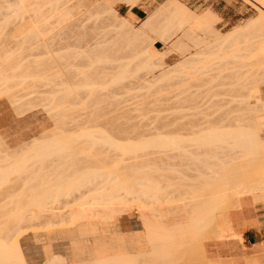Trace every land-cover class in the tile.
Instances as JSON below:
<instances>
[{
    "label": "rangeland",
    "instance_id": "1",
    "mask_svg": "<svg viewBox=\"0 0 264 264\" xmlns=\"http://www.w3.org/2000/svg\"><path fill=\"white\" fill-rule=\"evenodd\" d=\"M17 1L19 0H0V63H1L0 71L3 70L2 73L9 71L7 72L9 75L10 73H13L12 75H15V76L18 75V73H21L20 70L15 71L14 70L15 68L13 67L15 66L14 65L15 63L19 61L21 62L20 59H22L21 64L22 65L24 64L27 70V71L25 70L23 74L27 75L29 74V71H32V70L34 71L33 68L37 67L35 68V72L38 75L36 73L33 74V77L34 75L35 77L37 76L36 77L37 80H36V79L31 78L32 74H30L31 77L29 76V79H26L28 77L25 78L19 74L20 76L18 75L17 77L14 78V80H11L12 82L10 81L9 84H7V86L5 85L6 87L4 86L0 87L1 89L0 90L1 92L0 93V160H1V157H3L4 154H6V152L9 153L10 151H11L10 153L14 152L13 153L14 155H16L17 153L22 155L23 152L25 151L24 148L28 149L27 147L31 143H33V141H39L41 139H42L41 141L43 140L45 141L47 140V138L48 139L50 138L51 140V138L53 139L54 137L58 138V136L66 137L68 134H71L70 136L75 137L79 134H82V132L84 131L82 129H85L87 127H88L87 129L91 128V130L100 129L103 131L105 130V132L108 131L109 134L111 133L110 135L113 134L112 136L116 138L119 137L121 140H123L122 138L125 139V137L126 138L129 137L128 139H130V136H131L134 142L135 141L138 142L137 137L139 140V138L141 137L146 139L148 136H151L153 134L154 136L156 134L159 135L158 133L159 131L160 133L163 131L165 135L166 134L168 135V133L171 134L172 132H174V135L176 134V136L182 133L180 135L182 137L184 135L185 137L186 136L192 137L195 135L194 131L203 129V127L204 128L209 127V125H214V126L221 125V126L227 127L228 125L230 126L232 124L234 125L236 123L235 121L240 118H241L240 120L242 121L245 120L243 123L245 122L248 123L247 121L251 117L249 118L248 115L250 114H248V112L245 110L246 106L244 103L241 102V99L244 100L243 98L247 97V95H254V94L259 93L260 95L263 96L262 98L264 100V68L256 69L255 68L256 66L255 67L249 66L247 62L244 63L245 62L244 60L234 59L236 55L235 57L233 56L234 58L232 57V54L230 55L231 57H228L229 56L228 51L229 52L235 51L236 47L238 46L236 47L234 46L235 47L234 50H232L231 47H230L231 50L227 48L235 44V43L232 44V42H236L237 40L239 41H237L236 43L237 45L240 46L239 43H241L242 41L241 37L243 38V35L246 32H247L246 33L247 37L250 36L248 35V33L249 34L254 33L252 34L253 36H257L256 34H259V35L262 34V33L257 32V30L260 28V25H257L259 26L258 28L257 27L254 28V25H252L253 22L257 20L258 16L261 15L262 9H264L255 0H177L175 1L176 3L179 2L178 3L179 5L182 4L183 8H187L188 10H190V11L187 10L188 12L190 13L193 12L194 15L196 14L197 17H201L202 15H205L206 13L211 14L213 16V22L210 24L208 28L206 26L203 27L204 25H202V26H199L202 28L198 29V26L195 27L194 25L196 24V20L192 19L191 21H189L190 24L187 23L188 25L185 27V28L189 27L192 29V31H194L192 32L193 34L190 32V35L191 34L192 35L189 36L188 39L184 38V35H183L184 31L186 30L185 29L184 31L181 30V32H177V34L174 35L175 39L173 38L170 41L168 40V42L158 41L156 43L157 47L162 49L163 52L166 51L165 55L163 56L164 58L161 61L163 63L160 64V65H163V67L162 66L158 67L154 71L141 69L136 74H132L133 73L132 72L128 77L123 79L120 83H116L115 85L114 83L111 85L110 80L112 79L113 74H116V71L119 68L117 67V65L119 64L122 65L123 62L125 63L127 61H130L131 59L129 58H132L131 57L132 51L130 49V46L129 45L125 46V43L123 42V36L125 33H127L126 28H123L122 26L123 18L127 17L131 22V27L133 28V31H130V33H128V36L126 35V37L131 43L137 44L139 46L138 49H141L144 51L148 49L149 47H151L149 37H152L153 40H159V36L155 30L163 27L166 24L167 17L171 13L170 9L164 8V5L168 0H129V2L128 0H124V1H127V3L125 4L128 5L129 8H132L137 5V6H141L142 8L146 9V17H144L141 20H138V18L131 12L127 14L126 13L127 11L120 7V3H124L123 0H109L110 2L109 5H104L98 10H90V9L86 10L87 8H89L88 0H22V2L20 3H17ZM9 6L10 7H23V11L25 14L24 19L22 20V19L16 18L15 16L16 13L11 12V10L8 9ZM80 7H84V9L80 11ZM62 15H64L65 17L69 15V18L67 20L59 19L58 16H62ZM35 18H39V20ZM259 19H260V16L258 18L259 22L258 23L254 22L255 25L256 23L261 24V25L264 23V21L261 22V20ZM149 20H151V23L154 25L153 26L154 29H152L151 27H145L144 35L136 32L138 29L143 27V24L145 22ZM250 20L252 21L251 22L252 24L249 23ZM247 23L249 25L251 24V26H247ZM23 24H28V25L38 24L42 29L48 31V33L45 36L46 38L48 37L46 42L49 43L48 45H51L54 55L56 54V52L58 54L62 53L61 55H63L64 53L63 56L67 58V61L68 62L70 61V63H73V65L75 66L74 68L73 66H69V68L70 67L72 68L65 70V71H68L66 72L68 76L73 78L72 81H76V82L80 80L84 81L85 75L94 74V76L100 81L99 83H102L101 85L103 86L105 85L107 86L108 84L111 85V87L110 85L106 87L107 90H104V89L100 90L99 96L97 97L98 99L94 98V99L89 100L87 97L88 96L87 92L82 90L80 92L82 93L80 94L81 97L79 96V100L76 101V104L70 103L69 109H64L65 110L64 114L67 112V115L65 114L66 118L64 119V120H67L66 126L63 125L62 122L59 123V121L55 119L57 118L55 115L56 111L55 109H52L51 107L52 105L50 104L51 102L50 103L48 102L49 104L47 103V101L49 100L46 99L47 101H45V103L48 104L47 105L48 107L45 106L44 102L42 103L41 100H38V99H42L41 97L42 95L45 94L44 96H46V94H48L49 96L50 93H52V90L51 92L48 90V89H51L52 87L51 86L52 82H50L52 80L49 81V78H50L49 76H51L50 79H52L56 75L57 73L56 71H58V69L55 68L54 70L53 68V70L51 69L50 71V68H48V70L45 71V69L47 68L45 65H47V63L49 64L52 61V58L49 55L51 53L44 54L45 49L43 46L45 44L43 46L41 45L37 47L35 44H32V43H29L30 45L27 43L25 44L22 36L26 34L27 30L23 32L22 34L16 36V34H18L19 32L18 31L19 29L24 30L28 28L27 27L28 25L22 26ZM33 26L34 25H32L29 29H32ZM246 26L247 28L249 27L248 30H246L247 29ZM241 30H246V31L243 32ZM235 31L236 32L240 31V34L238 33V35H234V37L232 38L230 34L231 33L234 34L233 32ZM255 32L257 33L255 34ZM178 37H180L179 39H181L182 37L184 38V39L182 38L183 40H185V41L182 40L184 42V44L182 45L188 44L184 46L182 49H186L185 47L189 46L191 48V49L189 48L190 50L189 52L192 55L189 52L187 53L188 49L185 50L186 51L185 54H184L185 51L183 50L182 54L186 55V56H183L182 54H180L182 52V49L178 47L179 50L181 51L179 52L178 49H175L176 47L174 49L173 47H171L173 45L172 43H174V41ZM242 44L243 43H241V45ZM20 47L22 49H20ZM120 47L122 50H119ZM241 47L242 46H240V48ZM240 48L238 50H240ZM91 49L92 51H95V49L97 51L101 50L104 52V54H108L111 56L115 55L116 57L117 56L122 57L124 55L123 59L121 60L122 63L121 61L115 62L117 64L112 63V62L105 63V64L96 63L93 66V64L90 63L86 59V57L83 58V56H78L79 55L78 53H82L85 50L89 51ZM196 52L200 53L198 57L196 55V58H202L203 60L204 58H206V56L208 57V55L212 56L214 52L219 54L220 56H218L217 58H215L216 56H214V58L209 59V60L205 59L204 60L205 64L208 63V68L206 69L201 68L198 70H191L190 73L185 72L183 74H178V76L176 75V77H173L171 81L170 80L161 81V82L154 81L156 76H159L160 72L165 71L166 69H169L172 66H175L176 64L178 65L180 61L185 59V57L186 59L187 57H193V54ZM240 52L243 54L244 50L242 49L240 50ZM53 53L51 55H53ZM205 53H208V55L206 54L205 56ZM237 53L238 52H236V54ZM241 53H238V55H240ZM6 56H9V57H6ZM202 56H205V57L203 58ZM10 58L12 60H10ZM35 60H37L39 64ZM5 62H7L6 63L7 66L6 64H4ZM11 62L14 64H12ZM133 62L135 61H132L131 68L134 71L136 70L135 68L136 66L134 64L136 63V65H138L140 60L139 62L138 60H136L135 63ZM203 63H201V65ZM31 64L33 66L30 69ZM11 65H14L12 66L13 69L11 68V70H9L8 68L9 66L11 67ZM4 66L7 69H5ZM28 66L30 70L28 69ZM2 67L3 69H1ZM79 71L83 73H80ZM78 72L80 74H78ZM19 77H22V78L18 79ZM45 77L48 78V81H47V78ZM23 78H25L26 80ZM40 78H44L43 81L39 80ZM20 81L21 82L24 81V83H21ZM35 82H38V83H35ZM13 83H15V85ZM18 83H21V84L18 85ZM255 87H258V90H261V91L257 92ZM32 88L33 90L35 89L36 91L34 90L35 91L34 92L33 90H31ZM3 89L5 90L2 91ZM8 91L10 93H8ZM40 94L41 96L37 97ZM31 95H32V98H30ZM97 100H99V102H96ZM38 102H41V104L39 103L40 104L39 105ZM253 102H254V99H253ZM28 103L30 104V106L26 105ZM97 103H100V104L97 105ZM28 107H30L31 110H29ZM73 108L75 111L74 110L69 111L70 109H73ZM24 110H27V112H25ZM52 110L55 111V113H53ZM20 111L21 112L23 111L25 114L23 112L21 113ZM56 120L58 122H55ZM90 121H92V123ZM77 126L79 127L77 128ZM58 127L59 129H57ZM67 128H68V132L66 131ZM79 129L81 132L79 131ZM261 131H262L261 135L264 139V131L263 130ZM64 132L65 134L66 133L67 134L65 135ZM171 135H173V133ZM144 136H146V138ZM190 137H187V138H190ZM73 146H75L76 151H79L81 153V154L79 153L73 154L75 155L74 158H77V159H74L75 160L74 162L78 164L76 165L77 167H75L77 171L81 169L79 167L80 164H81V167H83L80 170L82 172L87 170L89 167H92V165L95 166L96 164H97L95 166L96 169L99 168L100 170H102L103 167H106L108 169V167L112 165L111 168L113 169L115 175L118 173L122 174L123 171H125L127 175L131 174L133 176L134 173L133 171L130 170V168H128V166L131 168L134 167V165H136L135 160L137 159V157H138L137 161L138 162L141 161L139 162L140 164L143 161L145 162L144 159H146L148 156L149 157L146 159L147 161H150V159H152L151 161H153V159L155 161L157 159L156 160L157 162L159 157L162 158V157L167 156V155H164V153L165 154L168 153V156L170 155L173 156V157L171 156L174 159L173 160L174 165L172 166V168L176 170V173L170 172V169H169L170 166L166 167V169L164 170H161V173L164 175L162 184L164 185L167 184L168 183L167 179H169L170 177H175L174 182L176 183V185H178L181 182L179 178V171H184V173L186 172L189 175V177L192 175L191 179L194 178V176L196 175V171H197V170L193 171V167H196L195 165H190V167H192V170L188 169L189 164L188 166L185 164L186 159H184L185 161L184 160L182 161V158L184 156L180 155L178 151L163 152V154H161L162 152L157 153L153 150L154 155L153 154L148 155V153H153V152H149V151L147 152L146 150L145 152L141 151L137 153L136 158L134 157L135 155H130V154L129 156L126 155L123 158L121 154L118 153L117 151L115 152L113 150H109L107 149V147L105 148L103 146H102L103 148L101 149V145L100 147L98 145H95L91 149V143L89 141H86L85 139L84 140L78 139V141L74 142ZM21 148L24 151H21L22 150ZM191 149L193 151H197V147L193 146L191 147ZM149 150L152 151V149H149ZM225 151L223 149H217V153L220 157H224L226 155ZM142 152L144 153L143 157H142V154H143ZM145 153H146V156L148 155L147 157L145 156ZM88 154L90 158L87 156ZM159 154L161 155L158 157ZM140 155L142 158L141 157L139 158ZM66 156L67 155H52V157L50 156L51 157L50 159L48 156V159L46 158V162H44L45 160L43 161V163H45L43 165H42V161L40 162L41 164L39 162L34 163L35 161H33L27 165L28 169L25 173L21 175L22 177L18 175L16 176L15 174L11 175L12 177L10 178V182H7L6 184H3L2 186L0 185L1 186L0 188V210H2L0 211V216H1L0 217V229L5 226V223L9 221L10 218L14 217V215H17V213H19L18 211H16V214L14 213L15 212L14 209L17 208L16 204L18 203H16V201L14 203H10L11 201L10 199L15 194H16L15 195L16 198H14V200H17L18 199L17 196H19L21 193V196L19 197V199H21L23 196L24 197L20 201V204L21 205L23 204L25 205L27 203L29 204V200H26L27 197L29 198V195L27 196L26 194L27 190L29 191V188L32 189V187H35L37 184L40 183V181L41 182L43 181L41 179H39L40 181L38 180H35V182L33 181L32 178L36 172H37L36 175H38L39 173L40 177L38 176V178H41L43 176L42 179L45 178L44 181H46L47 179L48 183L46 181L45 184L46 183L49 184V181L51 183L50 179L56 177V175H58L59 173L61 174L62 171L64 170L66 172L68 171V174L73 173L72 172L73 170L75 173V168H71L73 166L69 167V169L71 168L69 172L68 165H70L69 161H72V159L70 158L69 160L68 159L69 157H68L67 159L69 161H67L65 160ZM61 159H63L62 162L65 160V162H68V164L66 163V167H64L65 163L63 162L64 164H62L61 162L62 167L64 168H60V169L58 168L59 173L57 174V172L54 170H57L55 168H57L60 165ZM139 159H142L143 161ZM122 160H125V161L122 162ZM107 161H109L108 162L109 165L108 163H106ZM74 162H73V165L75 164ZM100 162L102 163L103 167L100 165ZM111 162L114 164H112ZM118 162L120 165L121 172H118L119 170L116 171V169L114 170L115 166L119 168V165H117ZM0 163H1L0 166H3V165L7 166L9 165L8 163L10 162L8 163L0 162ZM157 163H160V162L158 161ZM123 166L124 168L122 169ZM84 167L87 169H85ZM95 167L94 168L92 167V168L95 170ZM40 168L42 169L41 171H40ZM106 168L104 169L107 170ZM111 168L109 167V170ZM65 171L63 174L64 176L67 174ZM53 172L55 173V175ZM28 174L29 176H27ZM45 175L46 177H44ZM25 176L27 177L28 181ZM63 177L62 179H68L69 175L67 177L65 176V178ZM30 178L32 179L31 181L33 182H29ZM56 178H59V175ZM24 182L26 184L31 183L33 186L31 185H29L30 187L25 186L26 184ZM98 183L99 181L96 183H93L92 186L88 185V187H82L80 190H76L72 192L71 194H66L64 197L59 198L57 202H55L54 205L52 203L50 205L51 208L58 210V211L54 210L57 212V216L56 214H54L52 215V217L56 216L57 218L54 217L55 219L54 218L51 219L50 212L49 214L46 212V214H44L45 216L47 215L45 218H43L44 217L43 216L40 219H37L36 221L34 220L30 221L33 226L31 227V229L28 228L29 225H31L29 221H26L25 223H23V227H24L25 224L28 222L26 224L27 226L26 228L31 230V231L29 230V233L27 234L26 239H23L20 242L22 246V250L27 258L28 264H43L54 253L63 254L64 256L67 257V259L71 263L83 264L86 262L85 264H89L90 262H92L91 260L96 254L94 251L93 242L94 240H96V238L98 237V235H100L101 232H103L104 230H107L106 236H107L108 241L113 240L115 236H119V235L126 236L124 230H120V228L116 227L118 224V220L121 217L118 215H115L116 213H113L115 212L114 210L112 214H111L110 209H109L110 211L108 209L104 211L105 209L102 210L99 207H95V208L92 207L93 208L92 210L87 211L88 207L86 206L83 208L82 207L78 208V210L75 211V208L77 207V205H80L79 202L86 201L88 198L87 197L85 199H80L79 201H76L77 197H79L84 192L87 193L91 189L90 187H93V185L96 186L95 184H98ZM105 183L106 184L108 183L111 185L112 182L109 183V180H105L102 182L100 181V185L98 186H101V185L103 186V184ZM180 185H179V188H181V190L179 189L178 191L181 192L183 190L182 188L184 185L182 184ZM176 188H174V190ZM184 188H187V187L185 186ZM171 190L173 189H168L167 191H165L163 196L159 195L160 198L158 196H155L161 199L160 201H158L159 203L151 202L152 200H154L153 199L154 196L153 198L152 197L146 198L145 196L142 198L144 199L143 201H146V202L150 201L151 202L150 206H153V204H155L154 206L156 208L162 207L164 211L163 213H165V211H168L170 209L171 211L169 210L168 212H166L168 214L166 217L167 220L169 218L174 219V217H175V220L178 217H179L178 220H180V218L184 217V215L181 216V213H183L182 211H184L183 208L184 209L186 208L185 207L186 201L182 204V201L180 202V200L183 198V196L180 197L181 194L175 192L174 190L172 193ZM183 192L184 190L182 191V195H183ZM9 193L11 194L9 195ZM25 194L27 197L25 196ZM176 196L178 198L177 200L175 199ZM247 197H252V195H248ZM121 198L125 199V201L127 199L129 203H127V201L126 203L129 205L133 203L131 207L129 205L127 206V204L125 205L127 208L122 206L123 209L130 208L128 209L130 210L128 212L127 210L124 209L123 211L124 214L122 217L129 218L135 224V230L132 231L131 233L129 232V235H127V238L130 237L131 239H135L137 245L139 244L140 247H137L134 250H136V252H140L141 254L143 253L142 255L140 254L141 257L137 258L136 256V260H135L137 262L136 264H140L139 263L140 261H142V264H144L145 262L143 261H145L146 259H147L146 262L148 261L146 264H155L157 260L154 258V256L152 257V254L151 256L148 255V252L151 251V245L149 244L148 239H147V234H146L144 223L142 220L143 218H141V213L138 207L139 204H137V202L139 203L141 202L139 201V199L137 200L136 198H133V196L130 194L126 195L125 193H122ZM171 198L173 200H176V202L177 201L179 202L178 203L179 206H177V203L176 204L174 203L177 206V208L175 207L173 203H170ZM235 200L237 201L235 202L233 201L234 203L239 202L238 198ZM256 202H259V201H256ZM260 202H263V201H260ZM158 205H161V206H158ZM163 205L165 207H163ZM170 205L171 207L174 205V207L171 208ZM181 205H183L184 207L182 206L183 208H181ZM238 205L239 203H237V206ZM235 206L236 204H234L232 209L235 208ZM178 207L181 208L180 211H177L179 210ZM254 207H256L257 209L264 210V204L254 205ZM117 208L120 209L119 207ZM174 208L177 209L175 210L178 212L179 215L174 210ZM9 209H10V212H9ZM173 210L176 213H173ZM22 212H23V215L26 214V216H24L26 218H29L32 215L31 214L32 211L31 212H29V210L27 211V208L26 210H22ZM171 212L173 214H171ZM80 213L84 215H90V214L98 215L99 214L98 215L99 217H96L97 219H90L86 221L85 228H82L83 226H76L74 220L71 221L73 225H71L72 223L70 222L66 223V221H62V219H67V218L69 219L70 216L75 217L76 215L77 217L78 216L77 214H80ZM165 216L163 215L164 219H165ZM176 216L178 217L176 218ZM7 218L9 219L6 221ZM60 220L64 222L65 225L63 223L58 224ZM49 223H51L52 225H55V224L56 225L52 227L49 225ZM58 225L60 226L58 227ZM209 231H211L210 232L211 235L215 232L213 231V229ZM140 233H142V235L145 237L147 244L145 240L139 236ZM219 233H220V230H219ZM215 235H212V236L214 237ZM228 238L219 239V240H208L206 244L212 243L214 241L226 240ZM205 247H204L203 252L195 251V253L193 254L194 256H192V258H190L189 260L190 262L188 261V263L186 264H201V263L203 264L204 262H206L204 264H208V259L206 258L204 260V258H202L204 255L202 256L201 254L203 253L207 255V257L209 256L206 252ZM72 249H73L76 260H74V258L72 257ZM185 254H188L187 251ZM137 259H139V261H137ZM161 263L162 262H159V264ZM177 264H180V263L177 262Z\"/></svg>",
    "mask_w": 264,
    "mask_h": 264
},
{
    "label": "bare ground",
    "instance_id": "2",
    "mask_svg": "<svg viewBox=\"0 0 264 264\" xmlns=\"http://www.w3.org/2000/svg\"><path fill=\"white\" fill-rule=\"evenodd\" d=\"M175 1H177V0H174V1L170 0V2L168 0L165 3V5H166L169 2L166 6L164 5V8L170 9L171 13L167 17L166 24L163 27L155 30L159 36V40H153L152 37H149L151 47H149L148 49H146L144 51L141 49H138L139 46L135 43H131L128 40V38L126 37V35L128 36V33H130V31H133V28L131 27L130 20L127 17L123 18L122 26H123V28H126V32H127L123 36V42L125 43V46L129 45L130 49L132 51V54H131L132 58H129V59H131L130 61L122 63L121 60L123 59L124 55L122 57H120V56L116 57L115 55L111 56L108 54H104V52L101 50L97 51L96 49H95V51H92V49L89 51L85 50L86 52L84 51L82 53H78L79 55L78 54L77 55L83 56V58L86 57V59L90 63H92L93 66L96 63L97 64H99V63L105 64V63H111V62L115 63V62L121 61L122 65H120V64L117 65V67H119V68L116 71V74H113V77L110 80L111 85L113 83H114V85L116 83H120L123 79L128 77L132 72H133L132 74H136L141 69L154 71L158 67H161V66L163 67V65H160V64L163 63L161 61L163 60V58H164L163 56L165 55L166 51L163 52L162 49H160L159 47H156V43L158 41H161V42L167 41L168 42V40L170 41L174 38V35H176L177 32H181V30L184 31L185 29L186 30L184 31L183 35H184V38L188 39L189 36H191L193 34L192 32H194V31H192V29L189 27H187L189 29H187L185 27L188 24H190L189 21H191L192 19L196 20V24H194V25H195V27L198 26V29L202 28V27H199L202 25H204L203 27L206 26L208 28L210 26V24L213 22V16L211 14L206 13L207 15L205 14V15H202L201 17H197L196 14H195L196 15L195 16L193 12H192L193 14L188 12L190 10H188L187 8H183L182 4L179 5L178 4L179 2L176 3ZM255 1H257L259 3V5H261V7L264 8V0H255ZM20 2H22V0L17 1V3H20ZM88 2H89V4H88L89 8H87L86 10H89V9L90 10H98L99 8L103 7L104 5H109V3H110L109 0H93V1L88 0ZM123 2L127 3V1H124V0H123ZM128 2H129V0H128ZM8 9H10L11 12L16 13L15 14L16 18H19L22 20L24 19L25 14L23 11V7H10L9 6ZM82 9H84V7H80V11ZM259 16H260L259 20H261V22H263L264 21V9H262L261 15H259ZM259 16H258V18H259ZM58 18L62 19V20H67L69 18V15L66 17L64 15L58 16ZM258 18H257V20L254 19L255 20L254 22L258 23L259 22ZM35 19L39 20V18H35ZM251 22L252 21L250 20L249 23H251ZM254 22H253V24L252 23L251 24L254 25V28L255 27L258 28L259 26H257V25H260V28L257 30V32L262 33V34L259 35V34H256L257 32H255V34L257 36H253L252 34H254V33H252V34L248 33V35H250V36L247 37V35H246L247 32H246L244 34L245 36L243 35V38L245 40L241 37V39H242L241 43H243V44L241 45V43H239L240 46H242L243 48L242 47L240 48V46L237 45L236 42L239 40H237L236 42H232V44L235 43L236 45L233 44L232 46L227 47L229 49L231 47V49L234 50L235 47L238 46L240 48V50H242V49L244 50L243 54L240 52V50H238L239 48L236 47L235 51H232V52L228 51V55H229L228 57H231L230 56L231 54H232V57L233 56L235 57V55H236L235 58L233 57L234 59L244 60L245 61L244 63L247 62V64L249 66H252V67L256 66L255 67L256 69H263L264 68V23L262 25L256 23V25H255ZM251 24L249 25L247 23V26H251ZM24 25L27 26L28 24H23L22 26H24ZM32 25H34L33 28L29 29ZM153 26L154 25L151 23V20H149V21L145 22L143 24V27L138 29L136 32L144 35L145 34L144 28L145 27H151L152 29H154ZM247 26H246V28H247ZM27 27H26L27 29H24V30L19 29L18 30L19 32L17 31L18 34H16V36L22 34L23 32H25L27 30L26 34L24 36H22L25 44L26 43L27 44L32 43V44H35L36 47L41 46V45L43 46L45 44L43 46L45 49L44 54H48V53L52 54L53 49H52L51 45H48L49 43L46 42L48 37L47 38L45 37L46 34L48 33V31L42 29L38 24L37 25L36 24H29ZM248 28L246 30H248ZM246 30H241V31L245 32ZM183 31H182V33H183ZM190 32L192 33L191 35H190ZM235 32H233L234 34H232V33L230 34V36L232 38L234 37V35H238V33L240 34V31H237L236 32L237 34ZM179 38L180 37H178L174 41V43H172L173 45L171 47H173V49L176 47L175 49L179 50V48L182 49L184 46L188 45L186 43H185L186 45H182V44H184L183 41H185V40H183L184 39L183 37H182L183 39L182 38L179 39ZM230 38H228V39H230ZM19 46H20V44H19ZM185 48L188 49V51H187V53H188L190 51L189 50L190 47L188 46ZM20 49H22V48L20 47ZM186 49H182V52L179 50V52H181L180 54H182L183 50L185 51ZM119 50H122L121 47L119 48ZM234 52H235V54H234ZM236 52L241 53V54L238 55V53L236 54ZM185 53H186V51L184 52V54ZM208 53H210V52H208ZM208 53H205V56H206V54L208 55ZM51 54H49V55L51 56L52 61L49 64L47 63L48 66L45 65L47 67L45 69V71L48 70V68H50V71H51V69L53 70V68H54V70H55V68L58 69V71H56L57 72L56 75L52 79H50L51 76H49L50 77L49 81L52 80V81H50V82H52L51 83L52 87H51V89H48V90L50 92L52 90V93L49 92L50 93L49 96H48V94H46V96H44L45 94L42 96L40 94L37 97H39V96L42 97V99H38V100H41L42 103L43 102L45 103V101L49 100V101H47V103L51 102L50 104L52 106L51 105L50 106L52 107V109H55V111H56L55 115L57 118H55V119H57L59 121V123L62 122V124L66 126L67 120H64V119L66 118L67 112L65 113L66 114L65 115L64 109H69L70 103L76 104V101L79 100L80 94H82V93H80L82 90L87 92V95H88L87 97L89 100L94 99V98L96 99L99 96L100 90H103V89L107 90L106 87L109 86L110 84H108L107 86L101 85L102 83H99L100 81L94 76V74L85 75L84 81L80 80L81 82L78 80H77L78 82L72 81L73 78L69 77L68 74L66 73L68 71H65V70L72 68V67L69 68V66H73V68H74L75 66L73 65V63H70V61L69 62L67 61V58L65 56H63L64 53H63V55H61L62 53L58 54L57 52L55 55H54V53H53V55H51ZM184 54H182V55L186 56ZM199 54L200 53L196 52L193 54V57H187V59L185 57V59L180 61L178 65L176 64L175 66H172L171 68L160 72L161 74L159 73V76H156L154 81H159V82L167 81V80L171 81V79H173V77H176V75L178 76V74H183L185 72L190 73L191 70H198L201 68L206 69V68H208V63L205 64V61H204L205 59L209 60V59L214 58V56H216L215 58L220 56L219 54L214 52V54L212 56L208 55V57L206 56V58H204L205 56H202L204 58V60H203L202 58H196V55L198 57ZM211 54H212V52H211ZM9 56H6V57H9ZM3 57H5V56H3ZM65 59H66V61H65ZM10 60H12V59L10 58ZM20 60L22 62V59H20ZM37 60H35V61L37 62ZM136 60H138V62L140 60L138 65H136V63H135ZM239 60H237V61H239ZM132 61H135V62H133V63H135L134 65L136 66L135 67L136 70H134V71L131 68ZM21 62L19 61L15 64L11 62L15 66L11 65V67L9 66L8 69L11 70L12 66H14L13 68H15L14 69L15 71L20 70V72H21V73H18V75L20 74L21 76H23L25 78L28 77L26 79H29L30 74H32L31 75L32 77L31 76L30 77L33 79H36L37 76L35 77V75H34V77H33V74L36 73L35 68H37V67H34L33 68L34 71L32 70L33 71L32 72L29 70L31 69V67L33 65L32 64H31V66L29 65L30 69L28 66L29 74H27L28 75L27 76L26 74H23L26 70V67L24 66V64L22 65ZM6 63L7 62H5L4 64H6ZM90 63H89V65H90ZM201 63H203V64L201 65ZM115 64H117V63H115ZM1 66H3V65H1ZM6 66H7V64H6ZM4 68H5V66H4ZM1 69H3V67ZM5 69H7V68H5ZM2 71H0L1 72V74H0V87L1 86L6 87L7 84H9V82L11 80H14V78L18 76V75H16V76L12 75L13 73H10V75H9L7 73L9 71L4 72V73H2ZM79 72L83 73L81 71H79ZM79 72H78V74H80ZM41 75H40V77H41ZM20 78H22V77H19L18 79H20ZM25 78H23V79H25ZM45 78H47V77H45ZM43 79L44 78H40L39 80L43 81ZM24 81L23 82L20 81V82L24 83ZM47 81H48V78H47ZM38 82H35V83H38ZM21 83H18V85ZM35 83H33V84H35ZM13 84L15 85V83H13ZM13 84H12V86H13ZM33 84H32V86H33ZM111 85H110V87H111ZM15 87H17V86H15ZM255 88H256L257 92L261 91V90H258V87H255ZM36 89H37V87H36ZM4 90L5 89H3L2 91H4ZM31 90H33V88ZM8 93H10V92L8 91ZM37 93H39V92H37ZM5 95H6V93H5ZM32 95L30 98H32ZM262 97H263L262 95L257 93L254 95H247V97L243 98L244 100L241 99V102L244 103L246 106L245 110L248 112V114H250V115H248L249 118L251 117L250 119L247 118L248 123H246V122H245L246 124L243 123L245 120L242 121V120H240L241 119L240 118V119L235 121L236 123L234 125L233 124L231 126L228 125L227 127L221 126V125H219V126L218 125H216V126L209 125V127H206V128L203 127V129H200L198 131H194L195 133L192 132L195 134V135L192 134V135H194L192 137H190V136L185 137V135L182 137V136H180L182 133L181 134L179 133L180 135H178V133H177L178 136H176V134L174 135V132H172L173 135H171L172 133L171 134L168 133V135H170V136H168L167 134L165 135L163 131H162L163 133L162 132L160 133V131H159L158 132L159 135L156 134L157 135V136L155 135L156 137L154 136V134L151 136H148L150 138H148V137L146 138V136H144L146 139L141 137L142 139L139 138V140L141 139L140 141L138 140V137H137L138 142H136V141L134 142V140H132L131 136H130V139H128L129 137L128 138L125 137V139L122 138L123 140H121L119 137H118L119 138L118 139V138L112 136L113 134L110 135L111 133L109 134L108 131H106V132H108V133H106L105 130L103 131V130H100L99 128H98L99 130H94L93 127H92L93 130H91V128H90L91 125H90L89 126L90 129H87L88 127L85 129H82V130H84L82 132V134H79L75 137L70 136L71 134H68L66 137L58 136V138L54 137V139L51 138V140H50V138L49 139L47 138V140H45V141L44 140L41 141L42 139L39 141H33V143H31L32 145L31 144L30 145L28 144L29 146L27 145L28 149L24 148L25 151L21 148L22 149L21 151H24L22 155H20L19 153L14 155L13 154L14 152L10 153L11 151L9 153L6 152V154H4L3 157H1L0 162H2V163L10 162V163H8L9 165H7V166H4L3 164H2L3 166H0V185L1 186L3 184H6L7 182H10V178L12 177L11 175L15 174L16 176L17 175L21 176L23 173H25L28 169L27 165L29 163H31L33 161H35L34 163H37V162L40 163L42 161V165H43V164H45V163H43V161L45 160L44 162H46V158L48 159V156H49V159H50L52 157V155H67L66 159L64 158L67 161H69L71 158L72 161H69L70 165H68V170L70 172L71 168H75V167H77L76 165H78L74 162L75 161L74 159H77V158H74L75 155H73V154H78V153L81 154L79 151H76L75 146H73L74 142L78 141V139L79 140L85 139L86 141H89L91 143V149L95 145H98L99 147L101 145V149L103 147H105V148L107 147V149H109V150H113L115 152L117 151L118 153L121 154V156L123 158L126 155L129 156V154L135 155L134 157L136 158L137 153H139L141 151L145 152L146 150H147V152L148 151L153 152V150L157 153L162 152L161 154H163V152L178 151L180 155L184 156L182 158V161L184 159H186L185 164L187 166L189 164L188 169L192 170V167H190V165L196 166V167H193V171L197 170L196 171L197 176L195 175L194 178L191 179L192 175L189 177V175L186 172L184 173V171H179V178H180L181 182L178 185H176V183L174 182L175 177H170L169 179H167V181H168L167 184H165V185L162 184V181L164 179V175L161 173V170H164V169H166V167L170 166L171 167V168L169 167L170 172L176 173V170L174 168H172V166L174 165V163H173L174 159L172 158L173 157L172 155L168 156V153H166V154L164 153V155H167V156L160 158L159 156L161 154L158 155V157H159L158 161L160 163H157L158 161L156 162L157 159L155 161H154V159H153V161H151L152 159H150V161H147L146 159L149 157L148 155L149 154L154 155V152H153V153H148V155H147L148 157L146 156V153H145V156L147 158L146 159L143 158V159L145 160V162L147 161L146 163L142 159H139V160L143 161L140 164L139 162H141V161L138 162L137 161L138 157H137V159L135 160L136 165H134V167L131 168L128 166L129 163L127 164L128 168H130V170L133 171V173H134V174L132 173L133 176L130 174L131 172L129 173L131 176L127 175L125 171H123L122 174L118 173V172H121L119 162L117 164V165H119V168L116 166L114 168V170L116 169V171L119 170L117 172L118 174H116V175H115L113 169L111 168L112 165L109 166L112 170L111 169L109 170V167H108V169L106 167H103L102 163L100 162V165L103 167V168L101 167L102 170H100L99 168L96 169V167H95L97 165L96 164L95 166L92 165L93 168L95 167V170L92 167H89L88 169L84 167L87 170L82 172L80 170L83 167H81V164H80L79 167L81 169L80 170L78 169L79 171H77V169L75 168V173H74V170L72 171L73 173H71L73 175H71L70 173L68 174V171L66 172L64 170L67 173V174L65 173L66 174L65 176L67 177L69 175V177H68V179H62V177L64 176L63 175L64 171H62V173L60 174L58 172V170L60 168L66 167V163L68 164V162H65V160H64L63 161L65 163L64 164L62 162L63 159H61L60 165L57 168H55L57 170L53 169L54 171L57 172V174L59 173L58 174L59 178H56V177H58V175H56V177H54L55 173L53 172L54 178L50 179L48 177L51 180V183L49 181V184H47L48 181L46 179V181H47V183H46L47 185H46L45 184L46 181H44L45 178L42 179L43 176L41 178H38L39 173H38V175H36L37 172L35 173V175L33 174L34 176L32 179L34 182H35V180L40 181L39 179H41V180H43L42 182H44V183H42L40 181V183L37 184L35 187H32V189L29 188V191L27 190V193L25 192L27 194V196L29 195V198H28L25 194V196L27 197L26 200H29V204L28 203L25 204L26 206L24 204L23 205L20 204V201L24 197L23 196L21 199H19V197L21 196V193H20V195L18 194L19 196H17V198H18L17 200H14V198H16L15 197L16 194L10 199L11 201L9 200L10 203H14L15 201H16V203H18V204L15 203L17 205V208L14 209L15 210L14 213L16 214V211H18L19 213H17V215H14V217L11 216L12 218L9 217L10 218L9 221H7L9 219V218H7L6 219L7 222L5 223V226L0 229V264H28L27 258L25 256L23 250H22V246H21L20 242L23 239H26V236L29 233V230L31 229V227H33L30 221H32V220L36 221L37 219H40L43 216H44L43 218H45L47 216V215L46 216L44 215V214H46V212L48 214L50 212L51 219L56 217L57 212L54 210H57V209L51 208L50 205L52 203L54 205L55 202H57V200L59 198L64 197L66 194H71L72 192H74L76 190H80L82 187H88V185L92 186L93 183H96L98 181H99V183L95 184L96 186L93 185V187H90L91 189L87 192L89 194L84 192L79 197H77L76 201H79L80 199H85L87 197L88 198L86 201H80L79 202L80 205H77V207L75 208V211H77L78 208H81V207L83 208L86 206L88 207L87 211L92 210L95 207H99L102 210L105 209L104 211H106L107 209L108 210L110 209L111 214L114 210L115 212H113V213H116L115 215L122 217L124 214V212H123L124 209L127 208L125 205L129 202L126 199V201H127V203H126L125 199L121 198V195H122V193H125L126 195L130 194L133 196V198H136L137 200L139 199V201L141 202V203L137 202V204H139L138 207H139V211L141 213V218H143L142 220H143L144 228H145V231L147 234V239H148L149 244L151 245V251H150L151 253L148 252V255L151 256V254H152V257L154 256V258L157 260V262H155V264H159V262H162L161 264H177V262H179L180 264L188 263L190 258H192V256H194L193 254L195 253V251L203 252L205 241L212 238L213 237L212 235L216 234L214 237H216V236L220 237L219 227H218V222H217V215H218V213H221V212H223V213L230 212V210L232 209L234 204H236L235 207H237V203H239V202L234 203L235 201H237L235 199L238 198V200L240 201V199L242 197H247L248 195H252V197L256 201H259V202L263 201V203H264V139L261 135V132H262L261 130L264 131V129H263L264 128V100ZM252 98L254 99V102H253ZM32 101H34V100H32ZM86 101H88V100H86ZM41 102H38V104L39 103L41 104ZM91 102H92V100H91ZM96 102H99V100H97ZM35 103H37V102H35ZM48 104L45 103V106H47ZM98 104H100V103H97V105ZM26 105L30 106L29 103ZM23 107H24V105H23ZM47 107H45V108H47ZM81 107H83V106H81ZM28 108H29V110H31L30 107H28ZM71 110H74V108L70 109L69 111H71ZM242 110H244V109H242ZM24 111L27 112V110H24ZM55 111H53V113H55ZM57 120L55 122H58ZM90 122L92 123V121H90ZM78 127L79 126H77V128ZM57 129H59V127ZM66 131L68 132V128L66 129ZM77 131H78V129H77ZM79 131H80V129H79ZM64 134H65V132H64ZM187 137H190V138H187ZM74 138H75V140H74ZM44 139H46V138H44ZM32 140H34V139H32ZM2 146H3V144H2ZM193 146L197 147V151H193L191 149V147H193ZM149 149H152V151H150ZM217 149H223L224 151L226 150L225 151L226 155L224 156L225 158L220 157L218 155ZM83 151H84V149H83ZM83 151H82V153H83ZM4 152H5V150H4ZM101 155H103V154H101ZM143 155H144V153L142 154V157H143ZM153 155H152V157H153ZM87 156L89 157V154ZM93 156H95V155H93ZM140 157H141V155L139 156V158ZM154 158H155V156H154ZM123 161H125V160H122V162ZM51 162H52V160H51ZM61 162H62V164L65 165L64 167H62ZM71 162H72V164H71ZM73 162L75 163L74 165H73ZM108 162L109 161H107L106 163H108ZM112 164H114V163H112ZM122 164H121V166H122ZM108 165H109V163H108ZM38 166H39V164H38ZM71 166H73V167H71ZM69 167H71V168L69 169ZM91 168H92V170H91ZM104 168H106L107 170H105ZM123 168H124V166L122 167V169ZM41 170L42 169L40 168V171ZM186 174L188 175L189 178L187 177ZM27 176H29V174ZM65 176L63 178H65ZM30 177H32V176H30ZM44 177H46V175ZM187 178H188V180H187ZM23 179H25V178H23ZM26 179H27V177H26ZM32 179L30 178L29 182H33V181H31ZM105 180H109V183L112 182L113 184L111 183V185H110L108 183L107 184L105 183V184H103V186L102 185L98 186V185H100V181L102 182ZM27 181H28V179H27ZM180 184L184 185L182 188L184 190L183 195H182L183 190L181 192L178 191L179 189L181 190V188H179ZM29 185L33 186L31 183H28L25 186L30 187ZM80 185H82V186H80ZM1 186H0V188H1ZM185 186L187 188H184ZM180 187H181V185H180ZM240 187H242V188H240ZM174 188H176V189L174 190ZM11 189H13V188H11ZM168 189H173L175 192L181 194L180 197L183 196V198L181 200L179 198L180 202L182 201V204L186 201L185 202V207H186L185 209L186 210L183 208L184 206L181 205V208H183V210L185 212L182 211L183 213H181V216L184 215V217L180 218V220H178V218H179L178 216H176V218L178 217L176 220H175L174 216H173L174 219L172 218L173 220L170 219L169 217H168L169 218L168 220L166 219V217L168 215L166 212H168L170 209L168 211H165V213H166L165 214V213H163L164 211H163L162 207L156 208L154 206L155 204H153L154 208H153V206H150L151 202L157 203L158 201H160L161 199H159L160 198L159 195L163 196L165 191H167ZM173 190H171L172 193H173ZM23 193H24V191H23ZM7 194H8V192H7ZM10 194L11 193H9V195ZM144 196L146 198H150V197L153 198V196H154V198H153L154 200H152L151 202L150 201L149 202L143 201L144 199L142 197H144ZM155 196H158L159 198H157ZM177 196L175 198L176 200L178 199ZM8 197H10V196H8ZM176 200H173L171 198L170 203H173V204L177 203V206H179L178 205L179 202L178 201L176 202ZM132 204L131 205L127 204V206L129 205L131 207ZM164 205H165V203H164ZM164 205H163V207H165ZM171 205H170V207H171ZM174 205L171 208H173ZM239 205H240V203H239ZM122 206L125 208L123 209ZM158 206H161V205H158ZM177 206L175 205L176 208H177ZM117 207H119L120 209H118ZM121 207H122V209H121ZM26 208H27V211L28 210H29V212L32 211L31 212L32 215L29 218L24 217V216H26V214L23 215V212H22V210H26ZM111 208H113V209H111ZM176 208H174V210ZM181 208H179V210H177V209L176 210L180 211ZM128 209H130V208H128ZM128 209H125V210H127V212H128V211H130ZM148 210H149V212H148ZM174 210H173V213H176L177 211L175 210L176 212H174ZM0 211H2V210H0ZM9 212H10V209H9ZM173 213L171 212V214H173ZM54 214H56V216L52 217V215H54ZM58 214H59V212H58ZM177 214H178V212H177ZM10 215H12V214H10ZM77 215H78L77 217H76V215H75V217L70 216L69 219L68 218L62 219V221H66V223H68V222L72 223L71 221L74 220L76 226H83L82 228H85L86 221H88L90 219H97L96 217H99L98 216L99 214L98 215H96V214L84 215V214L80 213ZM163 215L164 216L166 215L165 219H164ZM112 216H111V218H112ZM59 217H60V215H59ZM3 219H5V218H3ZM26 221L30 222L31 225L28 224L29 225L28 228H30V229L26 228L27 227L26 224L28 222L23 227V223H25ZM62 221L60 220L58 222V224L63 223L65 225V223ZM3 224H4V222H3ZM34 225H35V223H34ZM49 225L53 227L56 224L52 225L51 223H49ZM71 225H73V223ZM59 226L60 225H58V227ZM211 229H213V231H215L214 232L215 234L214 233L212 235L210 234L211 231H209V230H211ZM101 233H100V235H101ZM100 235H98V236H100ZM93 246H94V242H93ZM94 251L96 253L95 246H94ZM186 251L189 255L185 254ZM140 254L141 253H136V254L128 253V254H118L115 256H99L96 253L95 256L91 260L92 262L89 261L90 262L89 264H136L137 263L135 261L136 256H137V258L141 257ZM145 254H147V253H145ZM201 254H202V256L204 255L202 258H204V260H205L206 259L205 254H203V253H201ZM72 257L74 258V260H76L75 256H74L73 249H72ZM43 259H44V257H43ZM140 260H141V258H140ZM146 260L143 261V262H145L144 264H146L148 262V261L146 262ZM151 260H150V262H151ZM137 261H139V259H137ZM85 263H83V264H85ZM139 263L142 264V261H140ZM204 263H206V262H204ZM43 264H75V263H71L67 259V257L61 253H54Z\"/></svg>",
    "mask_w": 264,
    "mask_h": 264
},
{
    "label": "crops",
    "instance_id": "3",
    "mask_svg": "<svg viewBox=\"0 0 264 264\" xmlns=\"http://www.w3.org/2000/svg\"><path fill=\"white\" fill-rule=\"evenodd\" d=\"M120 7L125 9L127 14L129 12L134 14L138 20L146 17V9L141 6L129 8L125 3H120ZM239 203L240 205L231 209L230 212L218 213L220 237L216 236L208 240L225 239L228 236L229 238L207 244L208 240L205 241L204 247L206 245V252L209 255L208 257L205 255L208 264H264V210L254 207L264 203L256 202L252 197H242ZM116 227L124 230L126 236H115L113 240L108 241L107 230H104L94 240L96 253L99 256L140 253L134 250L140 247L135 239L127 238L129 232L135 230L134 222L129 218L121 217ZM139 236L145 240L142 233Z\"/></svg>",
    "mask_w": 264,
    "mask_h": 264
}]
</instances>
